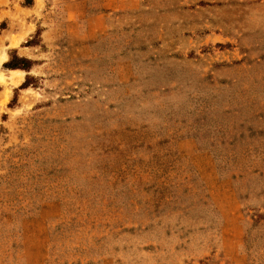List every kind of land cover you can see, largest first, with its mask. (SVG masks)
<instances>
[{
  "label": "rangeland",
  "instance_id": "374dc122",
  "mask_svg": "<svg viewBox=\"0 0 264 264\" xmlns=\"http://www.w3.org/2000/svg\"><path fill=\"white\" fill-rule=\"evenodd\" d=\"M0 49V264H264V0H7Z\"/></svg>",
  "mask_w": 264,
  "mask_h": 264
},
{
  "label": "clouds",
  "instance_id": "9594fccd",
  "mask_svg": "<svg viewBox=\"0 0 264 264\" xmlns=\"http://www.w3.org/2000/svg\"><path fill=\"white\" fill-rule=\"evenodd\" d=\"M7 0H0V4H6ZM12 47V45H10ZM10 60V57L7 55L6 50L0 49V69H2L3 64L7 63ZM5 73H8L7 78L13 79L15 77H20L21 82H23V77L27 75V73L23 70L17 69V70H0V84H3L5 82Z\"/></svg>",
  "mask_w": 264,
  "mask_h": 264
},
{
  "label": "trees",
  "instance_id": "16d2710c",
  "mask_svg": "<svg viewBox=\"0 0 264 264\" xmlns=\"http://www.w3.org/2000/svg\"><path fill=\"white\" fill-rule=\"evenodd\" d=\"M36 35H38V33H36ZM27 44V46H31V42H27ZM27 64L28 61L26 59L15 57L10 59L6 64H4V66L11 70L21 69L28 73L30 71L31 66H28ZM30 80H32V77L26 75L24 82L19 87V90L27 89L31 85Z\"/></svg>",
  "mask_w": 264,
  "mask_h": 264
},
{
  "label": "crops",
  "instance_id": "0c3cea01",
  "mask_svg": "<svg viewBox=\"0 0 264 264\" xmlns=\"http://www.w3.org/2000/svg\"><path fill=\"white\" fill-rule=\"evenodd\" d=\"M123 9H124V7H123V6L118 8V10H123Z\"/></svg>",
  "mask_w": 264,
  "mask_h": 264
}]
</instances>
